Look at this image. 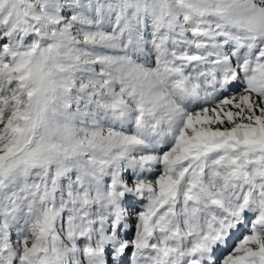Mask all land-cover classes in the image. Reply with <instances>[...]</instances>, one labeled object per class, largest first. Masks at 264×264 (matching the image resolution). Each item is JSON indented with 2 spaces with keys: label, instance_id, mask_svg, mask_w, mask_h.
<instances>
[{
  "label": "snow or ice",
  "instance_id": "1",
  "mask_svg": "<svg viewBox=\"0 0 264 264\" xmlns=\"http://www.w3.org/2000/svg\"><path fill=\"white\" fill-rule=\"evenodd\" d=\"M0 264H264V0H0Z\"/></svg>",
  "mask_w": 264,
  "mask_h": 264
}]
</instances>
